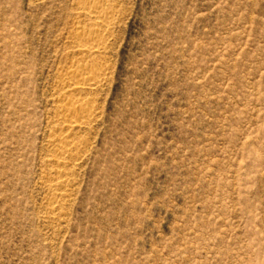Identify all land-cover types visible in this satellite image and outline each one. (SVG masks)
<instances>
[{"label":"rangeland","instance_id":"rangeland-1","mask_svg":"<svg viewBox=\"0 0 264 264\" xmlns=\"http://www.w3.org/2000/svg\"><path fill=\"white\" fill-rule=\"evenodd\" d=\"M96 1L0 0V264H264V0Z\"/></svg>","mask_w":264,"mask_h":264},{"label":"bare ground","instance_id":"bare-ground-1","mask_svg":"<svg viewBox=\"0 0 264 264\" xmlns=\"http://www.w3.org/2000/svg\"><path fill=\"white\" fill-rule=\"evenodd\" d=\"M84 7H85V12L87 13V15L94 16L95 19H97V21L95 22V23H97V25H96L97 27L98 26L106 27V26H109V24H111L112 21L110 22L111 17L109 15V13H110L109 6L107 5V3L105 1L97 0L96 2H94L90 5H85ZM93 27H95V26H93ZM93 27H91V26L87 27L85 25H79L78 26V30L86 33L84 40L82 42L80 41L81 43L78 42L79 44L77 45L79 48V51H80L79 53L84 54V56H85V54L92 55V56L97 55L101 52V49L106 46V40L104 38L105 36H100V34H98V31H96V29ZM103 72L104 71H101L99 69H97L95 71L89 70L88 72L84 70V71H82L80 73L78 72L76 75L72 76L73 78H71L69 80V82L68 81H65V82L69 83L68 86H69L70 91L85 90V89L93 91V90L97 89V87L102 83L103 79L106 77V75L104 77ZM72 103H75V102L70 103L71 105H73L72 107L74 108L76 106V104H72ZM71 105L68 106V107H70V109L72 108ZM87 111H89V109H87ZM70 112H71V110H70ZM85 115H88V113ZM85 119H87V118H85ZM67 121H68V123L65 126V133L60 137V142L64 143L65 145L68 146L72 143V132H74V130L76 128L80 127V124L84 123L85 121L84 120H83L84 122L81 121L80 117H74V118L71 117L70 120H67ZM82 125L83 124H81V126ZM65 161L66 160L62 159L61 156H59L58 158L56 157V162H57L56 164L60 168L66 166ZM55 186L59 189L60 188L64 189L66 184L63 180H58V181H56ZM55 206L56 205H54V207Z\"/></svg>","mask_w":264,"mask_h":264}]
</instances>
